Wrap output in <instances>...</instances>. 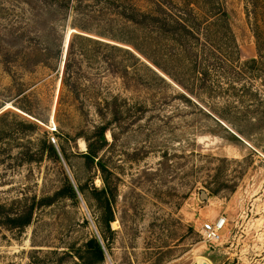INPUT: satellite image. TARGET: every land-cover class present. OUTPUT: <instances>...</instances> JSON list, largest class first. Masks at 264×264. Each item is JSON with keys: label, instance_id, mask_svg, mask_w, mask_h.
Masks as SVG:
<instances>
[{"label": "rangeland", "instance_id": "1", "mask_svg": "<svg viewBox=\"0 0 264 264\" xmlns=\"http://www.w3.org/2000/svg\"><path fill=\"white\" fill-rule=\"evenodd\" d=\"M81 5L84 11L71 9L59 22L63 47L50 68L0 65V204L32 205L23 229L0 226V264H264V81L226 84L211 73L193 78L142 47L166 74L131 45L109 38L132 39L112 14L143 10L145 0ZM225 9L239 60L254 58L241 1L226 0ZM2 17V47L9 44L12 57L22 40L11 39ZM50 17H30L25 36L47 35ZM74 33L130 50L141 65L121 81L97 54L61 86L64 46ZM103 99L119 109L116 115H97ZM107 121L97 155L101 172L78 154L93 127ZM101 178L112 214L103 241L90 192L103 187ZM218 217L225 219L219 240L204 242L200 225ZM91 237L99 241L101 261L83 252Z\"/></svg>", "mask_w": 264, "mask_h": 264}, {"label": "trees", "instance_id": "2", "mask_svg": "<svg viewBox=\"0 0 264 264\" xmlns=\"http://www.w3.org/2000/svg\"><path fill=\"white\" fill-rule=\"evenodd\" d=\"M2 1L7 4V7L0 4V16L7 20L4 25L9 27L10 37H13L11 39L13 41L22 40V45L20 50L11 57L7 55L6 50L9 44L2 47L3 40L0 37V65L4 68L10 64L19 65L23 69L37 65L50 68L63 47L64 35L58 30L59 22L68 16L71 9L78 12L84 0ZM240 1L242 15L251 33L255 49V57L245 61H240L238 57L236 41L225 9L226 0H145L146 7L143 10L132 7L127 11L112 14L120 18L124 29H128V34H131L138 44L132 41L133 37H130L132 39L109 38L131 45L138 55L149 60L162 72L166 73L161 65L146 55L142 47L153 49L173 70H182L183 73L193 78L211 73L216 79L226 81V84L245 81V84L250 85L251 81H264V0ZM105 2L108 5L111 4L109 1ZM85 7L81 10L84 11ZM42 12L49 13L53 20L49 24V33L45 36L39 33L35 38L25 36L26 25L30 17H34L36 13L42 14ZM93 12H102V10L98 8ZM15 28L17 31H14ZM77 28L81 31H88L85 27ZM98 34L102 35V33ZM97 54L101 56L105 70L117 76L121 81L127 79L128 71H135L141 65L139 57L130 50L88 35L70 34L63 59L61 86H64L65 82L70 81L72 75L76 74L74 70L78 69L79 63H95L92 57ZM76 57L79 59L76 60ZM149 71L154 73L150 69ZM101 103L103 106L99 105L96 111L99 117H102L103 112L105 114L108 110L111 116L118 113L119 109H109L108 102L104 99ZM58 111V108L54 111L55 118ZM110 124V121H107L93 127L90 135L92 137L84 139L85 152L78 154L84 163L94 164L101 172L104 171V167L97 155L104 142V133L109 129ZM46 150L56 158V152L51 145H47ZM60 155L64 156L61 149ZM100 180L103 187L100 189L91 187L90 192L99 212L96 222L97 231L103 241L105 239L103 233L109 230L112 214L108 197L110 193L107 191L104 179ZM64 188L69 197L74 198V190L69 183ZM78 191L80 192V188ZM61 194L62 191H56L54 197L61 196ZM31 216L32 205L12 210L0 204V226L8 230L23 229L30 223ZM83 249L85 253L90 251L91 256L96 260H102L101 247L95 237L88 239Z\"/></svg>", "mask_w": 264, "mask_h": 264}, {"label": "built area", "instance_id": "3", "mask_svg": "<svg viewBox=\"0 0 264 264\" xmlns=\"http://www.w3.org/2000/svg\"><path fill=\"white\" fill-rule=\"evenodd\" d=\"M224 226L225 219L218 217L214 221L202 223L199 228V234L204 242L213 244L219 240Z\"/></svg>", "mask_w": 264, "mask_h": 264}, {"label": "water", "instance_id": "4", "mask_svg": "<svg viewBox=\"0 0 264 264\" xmlns=\"http://www.w3.org/2000/svg\"><path fill=\"white\" fill-rule=\"evenodd\" d=\"M73 33V32H72ZM67 41V40H66ZM66 46H64V53H63V56H62V66H63V59L65 58V51H66ZM203 196V194H201Z\"/></svg>", "mask_w": 264, "mask_h": 264}, {"label": "bare ground", "instance_id": "5", "mask_svg": "<svg viewBox=\"0 0 264 264\" xmlns=\"http://www.w3.org/2000/svg\"><path fill=\"white\" fill-rule=\"evenodd\" d=\"M201 264V263H200Z\"/></svg>", "mask_w": 264, "mask_h": 264}]
</instances>
